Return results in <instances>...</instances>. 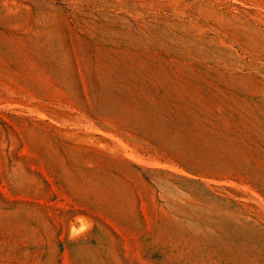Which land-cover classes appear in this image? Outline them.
<instances>
[{
    "label": "rangeland",
    "instance_id": "obj_1",
    "mask_svg": "<svg viewBox=\"0 0 264 264\" xmlns=\"http://www.w3.org/2000/svg\"><path fill=\"white\" fill-rule=\"evenodd\" d=\"M0 264H264V0H0Z\"/></svg>",
    "mask_w": 264,
    "mask_h": 264
}]
</instances>
